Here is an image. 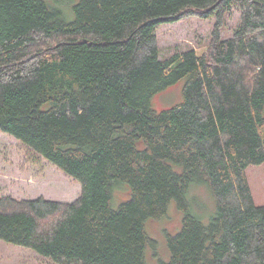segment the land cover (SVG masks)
I'll use <instances>...</instances> for the list:
<instances>
[{
    "label": "trees",
    "instance_id": "16d2710c",
    "mask_svg": "<svg viewBox=\"0 0 264 264\" xmlns=\"http://www.w3.org/2000/svg\"><path fill=\"white\" fill-rule=\"evenodd\" d=\"M74 15L0 0V132L81 187L71 203L0 197V240L54 264H147L145 225L174 202L165 264H264L247 179L264 165V0H79ZM188 18L213 19L207 46L161 59L156 28ZM183 80L182 101L155 111ZM192 183L214 198L208 224L189 212Z\"/></svg>",
    "mask_w": 264,
    "mask_h": 264
},
{
    "label": "rangeland",
    "instance_id": "374dc122",
    "mask_svg": "<svg viewBox=\"0 0 264 264\" xmlns=\"http://www.w3.org/2000/svg\"><path fill=\"white\" fill-rule=\"evenodd\" d=\"M50 10L60 13L65 23L75 20L74 7L79 0H43ZM238 14L231 11L227 19L228 34L236 25ZM213 19L188 18L156 28L159 56L166 59L175 50L192 48L200 52L209 42ZM184 80L151 99L152 108L159 112L167 110L182 101ZM247 179L256 206H264V165H251L247 168ZM81 192L79 183L65 175L44 159L36 157L21 143L0 132V197L9 196L18 200L44 198L62 203L73 202ZM128 188L118 184L113 188L111 206H118L128 199ZM186 200L189 212L203 224L213 218L216 206L209 189L199 183H192ZM183 214L171 202L167 214L160 220L147 221L148 236L156 243L145 251L147 264H165L169 260L168 237H173L182 224ZM0 264H54L48 258L38 255L31 249L16 246L0 240Z\"/></svg>",
    "mask_w": 264,
    "mask_h": 264
}]
</instances>
